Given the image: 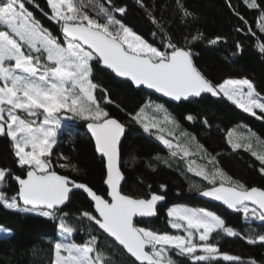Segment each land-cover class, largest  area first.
I'll return each instance as SVG.
<instances>
[{"label": "snow or ice", "instance_id": "1", "mask_svg": "<svg viewBox=\"0 0 264 264\" xmlns=\"http://www.w3.org/2000/svg\"><path fill=\"white\" fill-rule=\"evenodd\" d=\"M136 2L145 9L151 23L160 28L161 41L150 42L125 23L127 5H117L113 0H46L48 18L58 26L59 36L36 18L30 6L39 5L32 0H0V137L9 140L16 169L0 165V204L54 222L61 239L54 243L53 264H115L114 255L121 257V264H177L173 256L187 259L189 264H212L221 257L237 264H264V260H244L221 251L216 239L221 234L240 236L251 245L264 246V232L250 229L249 234H242L217 212L182 204H173L166 210L168 226L177 231L159 230L146 221L158 215L157 206L166 196L155 191L137 196L123 190L122 139L128 128L108 111L107 105L113 101L108 89L98 82L96 69L175 102H191L202 94L223 97L264 121V96L256 92L251 79L225 78L214 83L197 66L195 53L187 44L203 39V33L197 31L190 40L186 37L183 46L175 43L164 33L154 8L143 0ZM241 4L258 12L256 23L264 35V0H241ZM226 5L241 22L236 31L243 33L247 29L256 37L233 0H226ZM177 7L185 23L199 19L180 0ZM256 38L258 50L264 54V40ZM223 39L216 36L208 43L217 44ZM236 47L241 49L239 41ZM126 115L149 134L163 131L161 119L173 128L179 127L165 105L151 99ZM75 119L86 122L95 150L104 161L103 193L57 170L80 173L69 157H57L53 151L65 128L63 122ZM185 119L192 121L195 117L188 114ZM204 123L207 124L206 117ZM234 131H228L229 145L233 150L250 151L260 162L258 171L264 177V151L253 150L255 133L237 138L243 142H234ZM168 136L173 133L168 132ZM180 136L186 142L195 141L189 133L181 131ZM158 139L170 150L171 157L193 155L187 143H174L164 135ZM196 148L213 166L210 171L201 168L196 172L207 182L203 189L193 185L199 194L242 213L246 221L264 222V187L234 178L219 167V161L203 145L197 142ZM131 160L134 162L135 157ZM153 160L168 164L159 154ZM193 163L188 164V171H193ZM12 183L16 188L9 195L6 189ZM159 188L166 192L167 185ZM77 192L85 195L89 207L77 208L75 213L65 211L72 206ZM70 219L76 221L75 226L68 223ZM80 232L86 233L87 239L76 243L73 234Z\"/></svg>", "mask_w": 264, "mask_h": 264}, {"label": "trees", "instance_id": "2", "mask_svg": "<svg viewBox=\"0 0 264 264\" xmlns=\"http://www.w3.org/2000/svg\"><path fill=\"white\" fill-rule=\"evenodd\" d=\"M32 2L39 5V8L30 6L36 18L54 35L59 36L58 26L48 18L50 9L46 0H32ZM87 2L88 0H84V3ZM113 2L117 5H127L128 11L124 21L139 34L149 39L150 42L154 40L159 42L163 39L160 28L151 23L145 9L141 8L136 0H113ZM143 2L150 8H154V15L161 21L164 33L170 36L173 42L183 46L186 44V37L190 40L191 35L197 31L203 33V39L191 42L187 46L195 53L194 59L197 66L214 83L222 82L225 78L247 77L256 85L258 94L264 96V54L259 52L256 38L264 40V35L261 34L256 23L259 15L256 10L242 6L241 0H233L236 7L252 25V30L256 32V37H253L247 29L243 33L236 31V28L242 25L227 7L226 0H180L185 8L199 17L198 20L188 23L182 19L177 0H143ZM87 10L92 14L91 9ZM152 33H156L155 37ZM216 36L224 39L217 44H209L208 40ZM237 41L240 42L241 49H237ZM96 74L98 82L108 89L113 101L112 104L107 105L108 111L126 123L128 128L122 150L125 175L123 190L127 194L137 196H147L153 191L166 196V201L158 206L157 217L147 220V224L159 230L175 233L177 230L170 229L167 224L166 210L173 204H185L212 209L242 234H249L250 229L264 232V222L246 221L240 212L232 213L223 206L199 198V191L193 185H199L203 189L207 186V182L201 176L196 175L197 170L194 165H192L193 171H188V164L192 161L203 164L208 171L213 167L208 164L206 154L197 151L196 143L198 142L207 149L208 154L216 157L223 171L251 186L264 187V177L258 171L260 162L245 148L233 150L228 143V131L239 122L252 127L264 139V121L245 113L223 97L216 99L206 94L192 99L191 102L170 103L154 93H149L145 88L136 89L126 80L119 79L100 69H96ZM99 95L97 92L98 98ZM148 99L163 103L175 117L179 127L173 128L172 125L164 123L161 125H165V128L160 127L163 129L162 132L153 130L151 134L145 133L143 128L131 120L126 113L137 109L143 101ZM188 114L195 119L187 121L185 116ZM205 117L207 124L204 123ZM64 124L65 128L61 131L59 138L66 139L67 146L89 139L85 121L75 119ZM170 131L173 133L172 137L168 136ZM181 131L194 136L195 141L186 142L185 138L180 136ZM159 135L178 141L182 145L187 143L190 151L195 153L187 158L181 155L171 157L170 150L158 139ZM175 137L180 138L176 140ZM5 150H10L9 140L0 137V153ZM53 151L58 157L62 153L61 144H58ZM157 154L167 159L168 164L154 161L153 157ZM132 156L135 157L134 162L131 160ZM76 166L80 169L79 174L66 169L57 170L62 174L72 175L73 178L89 183L86 169L83 166ZM161 184L167 185L166 192L159 188ZM149 185L151 188L148 187ZM15 188L16 185L12 183L6 191L12 195ZM80 207L86 209L89 204L85 195L77 192L72 206L65 211L75 213ZM68 223L76 225V221L72 219ZM0 225L11 231L9 235L0 237V264H53L54 243L60 238V230L54 222L36 215L9 210L0 204ZM72 238L76 243H81L87 239V235L80 232L73 234ZM216 239L221 251L239 255L244 260H264V246L259 243L251 245L240 236L228 237L225 234L217 236ZM108 254L112 255L110 252ZM112 259L115 264H121V257L114 255ZM173 259L177 260V264H189L187 259L176 256H173ZM212 264H237V262L219 258Z\"/></svg>", "mask_w": 264, "mask_h": 264}, {"label": "rangeland", "instance_id": "3", "mask_svg": "<svg viewBox=\"0 0 264 264\" xmlns=\"http://www.w3.org/2000/svg\"><path fill=\"white\" fill-rule=\"evenodd\" d=\"M237 78H239V77H237ZM245 91H246V89H245ZM144 102L145 101H143L141 103V105ZM257 113L259 115V110H257ZM65 122H68V121H64L63 123H65ZM164 123H166V122H164L161 119L160 120V127L164 126L163 128H165V125H161ZM231 129H235V131L233 132L234 142H243V141L237 140V138L240 136H248V135H250V133H255V138L253 140V150L257 151L258 153L261 151H264V139L261 138L258 135L257 131H255L252 127H249L246 123L239 122V124H236ZM59 135H58L57 145L61 144V151H62L61 154H63L66 157H69L72 163H74L78 166H83L86 169V171L88 172V182L90 183V185L92 187H94L95 189L99 190L101 193H103L105 190V187H106L103 183L104 175H105L104 161L98 156V154L95 150L93 139H91V137H89V139L81 141L80 143H74V144L67 146V140L59 138ZM257 140L259 141V143L257 142ZM174 143H179V142L174 141ZM57 145H55L54 148ZM187 146L190 150V146L189 145H187ZM192 153H195V152L193 151ZM12 160H13V157H12L10 150H5L4 152L0 153V165L7 164L8 167L13 168V170L15 171L16 170L15 165L12 163ZM193 165L195 166L197 171H199L201 168H206V170H208L206 166H204L203 164H200L199 162H194ZM182 205H185V204H182ZM185 206L196 207V206H192V205H190V206L185 205ZM0 230H2V231H0V237L7 236L11 232L10 230L4 228L1 225H0ZM59 237H60L59 239H61L60 231H59ZM72 240H73V238H72Z\"/></svg>", "mask_w": 264, "mask_h": 264}, {"label": "water", "instance_id": "4", "mask_svg": "<svg viewBox=\"0 0 264 264\" xmlns=\"http://www.w3.org/2000/svg\"><path fill=\"white\" fill-rule=\"evenodd\" d=\"M119 79H122V80H125L124 78H119ZM147 91H149V93H154V94H156L157 96H159L160 98H164L165 100H167L168 102H170V103H180V102H175V101H172L170 98H167V97H163L162 96V94H159V93H156L154 90H151V89H147V88H145ZM202 95H206V94H202ZM211 95V94H210ZM212 96V95H211ZM214 97V96H213ZM214 98H216L217 99V97H214ZM193 99H195V98H193ZM87 133H88V135H89V137H91V134H90V132L87 130ZM91 139H93L92 137H91ZM125 138H123L122 139V143H123V140H124ZM93 141H94V139H93ZM94 146H95V144H94ZM98 154V153H97ZM98 156H99V154H98ZM100 157V156H99ZM61 173V172H60ZM62 174V173H61ZM85 183H87V182H85ZM122 183H124V181L122 182ZM256 187H259V186H256ZM161 194V193H160ZM198 197L199 198H203V199H205L206 201H208V202H213V203H216V204H218V205H220L221 207L223 206L224 208H227V206L226 205H223L222 204V202H219V201H215V200H213V199H210V198H207V197H203L202 195H200L199 193H198ZM166 201V200H165ZM165 201H163V202H160L159 204H158V206L160 205V204H163ZM157 206V207H158ZM230 212H237V211H235V210H232V209H229V208H227ZM157 217V216H156ZM153 218H155V217H153ZM222 258V257H221Z\"/></svg>", "mask_w": 264, "mask_h": 264}]
</instances>
